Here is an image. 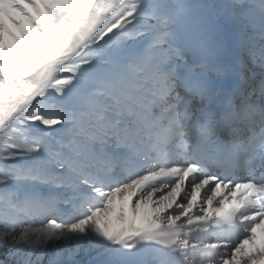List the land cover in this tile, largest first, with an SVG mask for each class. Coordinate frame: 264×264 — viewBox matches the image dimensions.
<instances>
[{
  "label": "snow or ice",
  "instance_id": "obj_1",
  "mask_svg": "<svg viewBox=\"0 0 264 264\" xmlns=\"http://www.w3.org/2000/svg\"><path fill=\"white\" fill-rule=\"evenodd\" d=\"M0 264H264V0H0Z\"/></svg>",
  "mask_w": 264,
  "mask_h": 264
}]
</instances>
